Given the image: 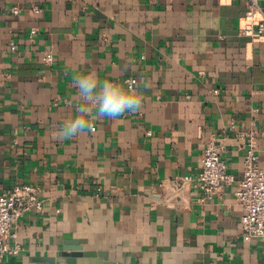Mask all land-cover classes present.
<instances>
[{
	"label": "crops",
	"instance_id": "0c3cea01",
	"mask_svg": "<svg viewBox=\"0 0 264 264\" xmlns=\"http://www.w3.org/2000/svg\"><path fill=\"white\" fill-rule=\"evenodd\" d=\"M246 9L245 0H0V194L31 184L42 201L13 224L22 252L0 264H51L70 241L123 264H264V238L244 239L235 194L247 151L264 166V37L240 33ZM69 69L143 77L142 110L57 139L79 103ZM212 138L236 181L201 202Z\"/></svg>",
	"mask_w": 264,
	"mask_h": 264
},
{
	"label": "built area",
	"instance_id": "2783aa9c",
	"mask_svg": "<svg viewBox=\"0 0 264 264\" xmlns=\"http://www.w3.org/2000/svg\"><path fill=\"white\" fill-rule=\"evenodd\" d=\"M245 3L247 9L241 18L240 33L254 39L264 37V11L259 1L245 0ZM12 12L19 14L20 7H14ZM36 30L33 27L30 33L34 34ZM10 45L11 49L15 48L13 42ZM44 54V62L50 65L53 62L52 54L49 51ZM223 149L224 145L215 138L210 139L205 146L202 170L196 180L201 202L236 181L235 175L227 171L226 162L221 156ZM181 180L190 181L192 177L184 176ZM38 190L36 185L16 184L9 192L0 194V258L17 256L22 252L20 245L11 243L16 238L13 224L29 211L42 209ZM235 194L243 211L244 239L264 238V166L260 165L259 157L253 150L244 155L243 175Z\"/></svg>",
	"mask_w": 264,
	"mask_h": 264
},
{
	"label": "clouds",
	"instance_id": "9594fccd",
	"mask_svg": "<svg viewBox=\"0 0 264 264\" xmlns=\"http://www.w3.org/2000/svg\"><path fill=\"white\" fill-rule=\"evenodd\" d=\"M69 72L79 103L75 107V113L63 122L57 139L66 140L94 133L95 121L104 118L115 120L142 110L145 96L141 89L149 87L143 77L140 80L118 82L101 80L94 69L83 74H72L71 69Z\"/></svg>",
	"mask_w": 264,
	"mask_h": 264
},
{
	"label": "water",
	"instance_id": "95a60500",
	"mask_svg": "<svg viewBox=\"0 0 264 264\" xmlns=\"http://www.w3.org/2000/svg\"><path fill=\"white\" fill-rule=\"evenodd\" d=\"M61 259L51 258V264H123L109 259L107 252L86 250L76 242H66L60 254ZM158 264H161L160 261Z\"/></svg>",
	"mask_w": 264,
	"mask_h": 264
}]
</instances>
